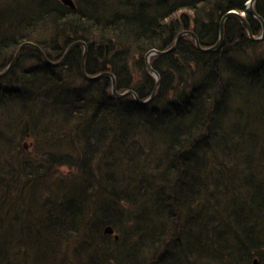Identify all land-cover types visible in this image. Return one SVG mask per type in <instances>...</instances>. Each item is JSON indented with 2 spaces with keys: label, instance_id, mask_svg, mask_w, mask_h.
<instances>
[{
  "label": "trees",
  "instance_id": "16d2710c",
  "mask_svg": "<svg viewBox=\"0 0 264 264\" xmlns=\"http://www.w3.org/2000/svg\"><path fill=\"white\" fill-rule=\"evenodd\" d=\"M73 1L0 0V72L23 42L87 45L84 70L81 44L58 65L25 46L0 77V264H264V36L234 16L215 50L182 35L146 104L84 75L145 100L148 51L216 44L247 0Z\"/></svg>",
  "mask_w": 264,
  "mask_h": 264
},
{
  "label": "water",
  "instance_id": "95a60500",
  "mask_svg": "<svg viewBox=\"0 0 264 264\" xmlns=\"http://www.w3.org/2000/svg\"><path fill=\"white\" fill-rule=\"evenodd\" d=\"M62 1H63L65 4H67L69 7H71L72 9L75 8V4H74L73 0H62ZM254 2H255V0H247V1L245 2V10H246V11H249L250 13H252L253 15H255L256 18H257L258 20H260V22H261V25H262V33H261V35L258 36V37H254V36L251 34V30H250V27H249L248 21L246 20V18L243 16L242 13H239V12L236 11V10H228V11H227V12L221 17V19H220V24H219V38H218V41L216 42V44H214V45H212V46H205V47H204V46H201L195 33H193V32L190 31V30H184V31L178 33V35L176 36V38H175V40H174V43H173L169 48H167V49H165V50L151 49L150 51H148V52L145 54V63H146V65H147V66L153 71V74H154V76H155V78H156V84H155V86H154V88H153V90H152L151 95H150L147 99H145V100H141V99H140V98L134 93V91H132V90H127V91H124V92H122V93H118L117 90H116V81H115V77H114L112 74H110L109 72H102V73L95 74V75H88V74H86V73L84 72V75H85V77H86L87 79H89V80H94V79L99 78L100 76L108 75V76L111 77V79H112V92H113V94H114L115 96L121 97V96H125V95H127V94H132V95L134 96V99H135L136 102H139V103H141V104H146V103L150 102V100H151L152 97L154 96L155 91H156V88H157V85H158V80H159L158 73H157L155 70H153V69L151 68V66H150V63H149V57H150L151 55H153V54H160V53L170 52V51L174 50L175 47H176V45H177V43H178V41H179V39L181 38L182 35H185V34H189V35H191V36L194 38V40H195V44H196V46H197L200 50H202V51H212V50H215V49H217V48L220 47L221 42H222V38H223V23H224V21L226 20V18H228V17H230V16H234V17H237L240 21H242V22L246 25V27H247V31H248V34H249V36H250L251 38L256 39V40H260V39H262L263 36H264V21H263V19H262L258 14H256V12L254 11V8H253V4H254ZM78 44L83 45V54H82V62H81V66H82V69L84 70V68H85V57H86V54H87V45H86V43L83 42V41H76V42L72 43L71 45H69V47L65 50V52H64L63 56L61 57V59H59L58 61H51V60H49V59L45 56L44 52L41 50V48H40L38 45H36V44H34V43H31V42H23L22 44L19 45V47H18V49H17V51H16V53H15V55H14L12 61L8 64V66H7L3 71L0 72V77H1L2 75H4L7 71H9V69L13 66V64H14V63L16 62V60L18 59V57H19V55H20V53H21L23 47H25V46H31V47L37 49V50L42 54L43 58L46 60L47 63H49V64H51V65H58V64H60V63L64 60V58H65V57L68 55V53L74 48V46H76V45H78ZM25 147H26V145H25ZM105 228H106V229H105V232L111 233V232L113 231L112 228H111L110 226H106ZM115 237H116V236H115ZM254 262H255V260H254Z\"/></svg>",
  "mask_w": 264,
  "mask_h": 264
},
{
  "label": "rangeland",
  "instance_id": "374dc122",
  "mask_svg": "<svg viewBox=\"0 0 264 264\" xmlns=\"http://www.w3.org/2000/svg\"><path fill=\"white\" fill-rule=\"evenodd\" d=\"M62 1V0H61ZM123 1H126V0H120V2L121 3H123ZM131 1H136V0H131ZM145 1H150V0H145ZM166 1H168V0H166ZM63 2V1H62ZM74 2V1H73ZM168 2H170V1H168ZM64 3V2H63ZM105 3H106V5H110V3L111 2H109V0H105ZM65 4V3H64ZM67 5V4H66ZM110 6H112L113 7V5H110ZM115 6H117L118 8V11H120V12H125V11H127V8L126 7H120V6H118V5H115ZM244 6H245V4H244ZM242 12H244V11H242ZM33 61V60H32ZM31 60H28V61H25L24 62V64H28V63H31L32 62ZM10 70V69H9ZM8 72V71H7ZM6 72V73H7ZM5 73V74H6ZM4 74V75H5ZM4 75H2V76H4ZM1 76V77H2ZM151 101V100H150ZM22 145H23V147L26 149V150H28V151H30L31 149H32V145H33V139L32 138H24L23 140H22V143H21ZM25 145H26V147H25ZM62 169L63 170H67V168L66 167H62ZM112 228V227H111ZM106 229V228H105ZM105 229H104V233H108V232H105ZM112 230H113V228H112ZM113 232H114V230L111 232V233H109V234H113ZM69 256L72 258V255H71V251H70V253H69ZM27 258H29V256H27ZM66 262H71L70 260H65ZM72 264H74V263H72Z\"/></svg>",
  "mask_w": 264,
  "mask_h": 264
},
{
  "label": "bare ground",
  "instance_id": "6f19581e",
  "mask_svg": "<svg viewBox=\"0 0 264 264\" xmlns=\"http://www.w3.org/2000/svg\"><path fill=\"white\" fill-rule=\"evenodd\" d=\"M236 11H237V10H236ZM238 12H239V13H242L243 16H244L245 18H246V15L250 13L249 11H245V12L238 11ZM250 14H251V13H250ZM138 103H139V102H138ZM254 260H255V262H254ZM253 262L259 264V261H258L257 258H254V259H253Z\"/></svg>",
  "mask_w": 264,
  "mask_h": 264
},
{
  "label": "flooded vegetation",
  "instance_id": "af4514ba",
  "mask_svg": "<svg viewBox=\"0 0 264 264\" xmlns=\"http://www.w3.org/2000/svg\"><path fill=\"white\" fill-rule=\"evenodd\" d=\"M253 5H254V4H253ZM253 8H254V7H253ZM245 11H246V10H245ZM245 11H244V12H245ZM254 11H255V10H254ZM249 14H250V13H249ZM256 14H257V13H256ZM251 15L254 16V17L256 18V16L253 15L252 13H251ZM246 29H247V28H246ZM249 264H258V263H254L253 260H252L251 263H249Z\"/></svg>",
  "mask_w": 264,
  "mask_h": 264
}]
</instances>
